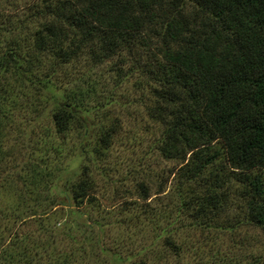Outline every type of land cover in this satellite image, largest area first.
Segmentation results:
<instances>
[{
    "label": "trees",
    "instance_id": "1",
    "mask_svg": "<svg viewBox=\"0 0 264 264\" xmlns=\"http://www.w3.org/2000/svg\"><path fill=\"white\" fill-rule=\"evenodd\" d=\"M29 11L16 25L0 14L8 24L0 27V170L17 168L18 157L7 150L20 140L35 152L24 155L29 162L20 177L26 178L19 181L37 189L42 174L59 179L74 167L72 178L48 187V198L86 216L80 208L94 206L96 192L112 182L98 187L83 159L96 161L123 129L118 118L111 124L89 119L113 99L99 96L97 74H113V87L136 78L133 85L158 133L152 149L179 166L171 170L177 199L151 211L153 196L168 195V180L161 175L153 195L139 184L137 199L119 206L125 212L140 207V216L153 224L151 237L113 258L149 264L193 255L195 264L208 257L209 264H264V0H42ZM96 129L98 148L90 145ZM76 130L83 136L76 149L57 143ZM48 164L53 169L42 168ZM232 192L241 201L234 225L222 222ZM198 228L225 229L231 244L215 253L182 239V231ZM238 228L252 230L247 240L256 245L249 256L234 253ZM139 254L147 258L132 263Z\"/></svg>",
    "mask_w": 264,
    "mask_h": 264
},
{
    "label": "rangeland",
    "instance_id": "2",
    "mask_svg": "<svg viewBox=\"0 0 264 264\" xmlns=\"http://www.w3.org/2000/svg\"><path fill=\"white\" fill-rule=\"evenodd\" d=\"M0 2V14L5 16V19L9 17L16 20L14 24L16 25L24 21L34 2L40 3L42 0H0ZM186 8L188 14H194L195 9H192L190 5ZM7 26L5 20L0 22L2 30ZM19 30L17 29L16 32ZM3 34L7 40L13 37L10 33L1 32V35ZM111 76L113 78V74L109 72L97 74L99 96L110 94L113 99L104 109L98 110L96 114L92 113L89 119L97 118V122L99 119H103L101 121L105 124H111L118 118L123 129L116 136L113 148L100 153L102 156L100 154L94 156L97 159L94 162L90 160L91 158L83 159L81 166L91 165L92 178L98 187L107 182L112 183L106 190L100 189L96 192L94 206L88 203L80 208V212H85L86 216L79 218L76 214L70 213V206H54L48 198V187L53 184L61 186L71 177L70 173L75 168H70L69 172L59 179L55 177L56 174L51 177H45L42 174L43 178L35 179L36 189L29 181H25L26 183L19 181V178H26L20 177L25 171L21 168L22 165L29 162V159L24 155L33 154L34 146L31 150L25 149L26 145L23 140L15 141V143L10 142V145H15V149L7 151L11 152V155L17 156L19 160L16 162L17 168L10 167L3 172L0 170V174L2 172L0 180V264H6L9 261L10 264H130L113 258L112 254L117 252L121 256L129 255L139 247V243L146 241V237H148L147 240L151 237L153 224L143 218V215L140 216L141 211L137 212L140 207L128 206V210L125 212L120 210L121 206L119 205L135 201L138 197L137 187L141 183L152 188L151 194L153 195L161 182V175L168 180L166 188L168 195L157 200L154 199L156 195L153 196L149 200V208L152 211V207L161 208L168 203L171 205L170 199L172 201L177 199L174 197L175 194H172L175 178L171 175V170L176 169L177 172L179 166L164 160L157 151L152 149L158 133L155 137L157 131H152V125L145 111L144 102L146 99L141 97L142 91L133 85L137 79H131L122 87H113ZM20 128L24 129L21 126ZM38 130L42 131V128ZM97 132L96 129L95 134L90 138V145L95 148L100 147ZM82 139L81 132L76 130L70 138L58 140L57 143L64 145L68 151L72 147L76 149ZM65 155L70 156L68 165L71 163L73 166L74 162L71 161V158L74 155L70 152ZM10 162L13 164V160ZM94 165L100 168L103 174ZM46 167L53 169L54 166L48 164L42 168ZM79 178L80 175L76 180ZM232 193L229 195L232 203L224 208L222 222L226 221L225 223L230 222L234 225V221L240 213L241 201L236 198L234 192ZM59 201L57 199L56 203ZM95 220L104 225L103 230L98 225L92 226ZM65 223L67 224L66 234L60 235L57 231ZM223 230L213 229L210 232H203L199 228L188 229L182 231L181 236L185 242H194L195 246L203 243L204 246H202L206 252L213 250L217 253L223 247L227 249L231 244L230 235ZM249 235H253L250 228L242 230L238 228L235 232L233 238L237 240L234 252L236 256H249L250 248H252V244H255L247 240ZM102 249H106V252L104 253ZM146 258L145 255L142 258V255L139 254L132 263L140 262ZM182 258L183 256L179 260L170 255L167 261L166 259H148V262L149 264H165V261L168 264H195L197 260L193 255L187 256L184 262L181 261ZM209 263L208 257L204 264Z\"/></svg>",
    "mask_w": 264,
    "mask_h": 264
}]
</instances>
